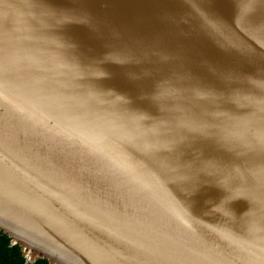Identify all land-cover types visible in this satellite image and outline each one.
Returning <instances> with one entry per match:
<instances>
[{
	"label": "water",
	"instance_id": "95a60500",
	"mask_svg": "<svg viewBox=\"0 0 264 264\" xmlns=\"http://www.w3.org/2000/svg\"><path fill=\"white\" fill-rule=\"evenodd\" d=\"M0 233L26 264H264V0H0Z\"/></svg>",
	"mask_w": 264,
	"mask_h": 264
},
{
	"label": "trees",
	"instance_id": "16d2710c",
	"mask_svg": "<svg viewBox=\"0 0 264 264\" xmlns=\"http://www.w3.org/2000/svg\"><path fill=\"white\" fill-rule=\"evenodd\" d=\"M18 246H11L10 239L0 233V264H26L21 258ZM35 264H48L45 260H39Z\"/></svg>",
	"mask_w": 264,
	"mask_h": 264
}]
</instances>
